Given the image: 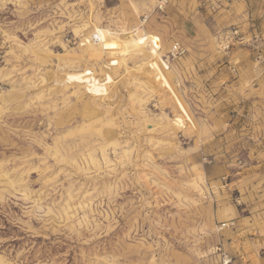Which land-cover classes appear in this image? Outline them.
Wrapping results in <instances>:
<instances>
[{
  "label": "rangeland",
  "instance_id": "rangeland-1",
  "mask_svg": "<svg viewBox=\"0 0 264 264\" xmlns=\"http://www.w3.org/2000/svg\"><path fill=\"white\" fill-rule=\"evenodd\" d=\"M160 1L0 0V264H264V0Z\"/></svg>",
  "mask_w": 264,
  "mask_h": 264
},
{
  "label": "built area",
  "instance_id": "built-area-1",
  "mask_svg": "<svg viewBox=\"0 0 264 264\" xmlns=\"http://www.w3.org/2000/svg\"><path fill=\"white\" fill-rule=\"evenodd\" d=\"M163 7H164V0H161L159 2L158 9L162 10ZM228 48H229L228 44L226 46H224V49H228ZM182 53H183L182 49L178 45L175 44V45L172 46V49L170 51V56L172 58H176V57L181 56Z\"/></svg>",
  "mask_w": 264,
  "mask_h": 264
}]
</instances>
